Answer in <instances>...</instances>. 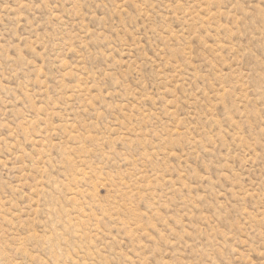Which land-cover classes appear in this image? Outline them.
Segmentation results:
<instances>
[{
    "label": "rangeland",
    "instance_id": "rangeland-1",
    "mask_svg": "<svg viewBox=\"0 0 264 264\" xmlns=\"http://www.w3.org/2000/svg\"><path fill=\"white\" fill-rule=\"evenodd\" d=\"M0 264H264V0H0Z\"/></svg>",
    "mask_w": 264,
    "mask_h": 264
}]
</instances>
